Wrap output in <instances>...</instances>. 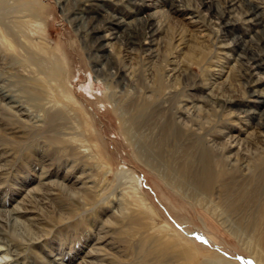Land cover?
I'll list each match as a JSON object with an SVG mask.
<instances>
[{"label": "rangeland", "instance_id": "rangeland-1", "mask_svg": "<svg viewBox=\"0 0 264 264\" xmlns=\"http://www.w3.org/2000/svg\"><path fill=\"white\" fill-rule=\"evenodd\" d=\"M241 2L250 21L227 0H0V239L19 264H264V14ZM187 101L195 124L145 154ZM222 130L261 178L216 164Z\"/></svg>", "mask_w": 264, "mask_h": 264}, {"label": "bare ground", "instance_id": "bare-ground-1", "mask_svg": "<svg viewBox=\"0 0 264 264\" xmlns=\"http://www.w3.org/2000/svg\"><path fill=\"white\" fill-rule=\"evenodd\" d=\"M87 1H91V0H87ZM179 1H182V0H179ZM250 1H254V3H256V5L258 7L263 8L262 12L264 14V0H250ZM227 2L229 4H231V11L233 12V13L229 14L231 17H237L238 20L241 19V21H244V22L250 21V19H248V16L250 15L251 11L244 7V5L241 2V0H227ZM87 4H89V3H87ZM158 14H159V9H157L150 16L153 15V17H154L155 15H158ZM138 20H140V19H135V20H130L129 19L128 20L127 18H122L119 21H117V20L114 21V19L112 21L118 23L119 25H127V26L132 27V26L135 25L134 23H136ZM162 25L163 24L159 22L155 33H160L163 30V28H162L163 26ZM105 36H107L109 38L110 35L106 34ZM1 37L2 36H0V38ZM132 41H135V39H133ZM108 43H110V41H108ZM220 46L224 47L226 45H220ZM156 51H158V50L155 49L154 53L151 54V55L158 56L159 52H156ZM219 53H221L222 55H224V54L226 55V53H225V51L223 49H220ZM193 59H194V56H192L190 58L191 61ZM171 62H173L174 66L170 69L172 71V73L169 75V78H170V80L172 79V81H173L178 76H180L182 74V72L185 71V69L182 68V66L180 65L179 61L172 59ZM193 62H197V61H193ZM121 71H123L125 73V75H127V76L131 72V70L130 71L128 70V67H125V68L121 67ZM258 82L259 81H257L256 83H253V85L257 84ZM205 84L209 88L208 94L211 97L221 99L222 106L226 107L227 110L230 113H234L235 112V111L234 112L231 111V109H230V107L232 105L231 103L235 102L234 99L231 98V97H229V98L225 97L224 98L223 94L220 95L219 94L220 91L216 90L217 85H218V81L206 82ZM161 85L162 84L160 82L159 86H161ZM254 86H256V85H254ZM252 93H253V95L263 96L264 97V90L260 89L257 86L254 87ZM9 98H10V101L13 100L12 96L9 97ZM258 102H261V103L264 104V99L260 98L258 100ZM195 110H196V105L195 104H191L189 101L179 104V110L175 114V121L176 122L178 121V122L177 123L174 122L175 125L173 123L172 126L170 125L171 122H170V124L168 123V121L161 122L160 123V129L161 130H160V134H159V137H158V140H157L158 142L155 143L156 142L155 140L154 141H146L143 137H140L139 140H137V143L139 144L140 148L142 150H144L145 154H150V155L154 154L156 156V158L159 161H161L162 150H163V147H164L165 143H167V140L170 139L169 137H171V136L178 137L181 134V132L182 133L184 132V130H185L184 128L189 126L190 123L191 124H195V119H196L194 117L195 116V112H194ZM254 113H256L257 114L256 116L258 117L257 125L260 126V127H262V126L264 127V109L262 111H255ZM227 132H228L227 130H222L221 131V133H224V134L228 135L227 136L228 138H227V141H226L227 143L224 142L225 144L223 143V141H218V137L217 136H215V135L214 136H210L211 145L214 147L216 152H219L220 150H224V149H225V152H229V153L224 154V155L218 153V156L216 157L217 158L216 159L217 160L216 164L219 165V166H224V164L226 163L229 166H237L241 170L248 169V167L250 169V167L252 166L253 167V171L255 172V174H258V178H261V172H262L261 171L262 170V168H261L262 167L261 159L251 160V158H249L248 156L241 155V154L239 155V153H237L238 150H234L238 146V143H239V138L238 137L239 136L237 134H229L230 131L228 133ZM168 134H170V135H168ZM199 137L201 138L202 135H200ZM244 154H246V153H244ZM201 155H202L201 156V161H202V164H203L202 171H200L199 173L197 172L196 174H194L193 175L194 177H190V179H194V181L196 183H197L196 180H199V179H197L199 177L205 179L206 176H208L209 180H213L214 179V167H213V164H212V162L210 160V156H208L207 153H203ZM222 170L224 171V169H222ZM128 171H129V169H128ZM128 174L130 175L129 177H131V179L134 182V185H132L133 188L132 187L131 188L134 189V191H136L137 194H139V193L141 194V189H140V185H139V176L133 170H130L128 172ZM215 178H217V177H215ZM140 197H141V201H143L145 205H147L149 208L152 207V204L150 202H145V198H143L142 195ZM153 210H154V208H153ZM11 250H12V247H11L10 243H8V244L4 243V241L2 239H0V264H19L18 260H16V258H14V256L12 255V254H14L15 250L13 251V253L11 252ZM15 255H16V252H15ZM204 264H210V263L208 262V263H204ZM225 264H237V263L233 262L231 260V261H229L227 263L225 262Z\"/></svg>", "mask_w": 264, "mask_h": 264}]
</instances>
